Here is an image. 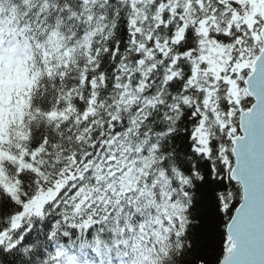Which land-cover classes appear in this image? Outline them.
<instances>
[{"label":"snow or ice","instance_id":"obj_1","mask_svg":"<svg viewBox=\"0 0 264 264\" xmlns=\"http://www.w3.org/2000/svg\"><path fill=\"white\" fill-rule=\"evenodd\" d=\"M217 2L231 10L208 39L230 58L200 63L210 83L182 114L191 130L157 125L133 175L110 167L112 153L67 151V101L48 92L58 62L84 46L70 26L95 19L97 0H0V80L28 73L0 129V264H264V0ZM206 117L219 140L205 139ZM225 180L230 202L217 194Z\"/></svg>","mask_w":264,"mask_h":264},{"label":"trees","instance_id":"obj_2","mask_svg":"<svg viewBox=\"0 0 264 264\" xmlns=\"http://www.w3.org/2000/svg\"><path fill=\"white\" fill-rule=\"evenodd\" d=\"M90 8H94L91 14L95 19L87 24L75 22L69 28L72 36L79 34L84 46H76L69 59L58 62L61 80L54 85L56 93L51 86L48 92L63 93L59 99L67 101L63 110L69 121L64 141L67 151L79 150L86 155L94 150L101 159L112 153L108 159L117 161L119 167H110L117 173L135 175L134 170L152 155L151 142L159 139L157 125L173 127L180 133L191 130L192 125L182 119V114L196 104L200 95L197 89L210 83L201 74L200 63L211 60L214 66L223 68L230 58L223 48L209 41L208 32L221 30L216 20L227 19L231 6L218 11L217 0H97ZM189 29H195L191 41L195 47L182 52L187 42L181 41ZM190 71L193 82L187 84L184 77ZM174 75L177 86L169 87ZM185 84L190 90H185ZM20 94L16 99L23 101ZM16 112L12 109L8 113L1 129L15 122ZM214 119L206 117L202 125L209 130L206 140L209 136L220 139L213 130ZM114 127L120 131L113 133ZM67 129L75 137L71 143ZM97 143L100 147L93 149ZM171 179L179 180L176 176ZM234 192L231 185H222L217 194L230 202Z\"/></svg>","mask_w":264,"mask_h":264}]
</instances>
